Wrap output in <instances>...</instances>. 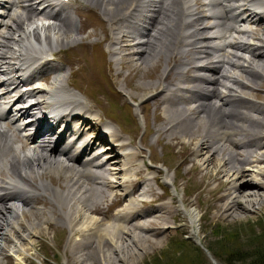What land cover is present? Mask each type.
<instances>
[{"label": "bare ground", "instance_id": "6f19581e", "mask_svg": "<svg viewBox=\"0 0 264 264\" xmlns=\"http://www.w3.org/2000/svg\"><path fill=\"white\" fill-rule=\"evenodd\" d=\"M50 1L0 0V77L5 84L0 92V257L6 243L18 238L29 244L41 225L52 226L50 217L56 209V219L67 224L72 237L68 249L76 264H101L110 253L108 247L113 254L129 252L130 245L139 247L144 241L152 242L149 237L161 236L168 230L167 219L173 220V214L164 203L153 205V200L155 204L158 199L150 189L139 192L138 184L136 189L135 181L126 178V171L136 177L141 172L133 169L138 152L122 153L131 142L120 143L122 137L112 131L107 134L111 146L105 151L98 150L97 144L105 140L101 135L88 136L97 129V124L85 117L91 108L65 89V81L59 79L62 68L48 71L53 67L50 66L36 71L28 80L20 78L43 47L48 46L44 53L53 56L73 25L69 19L48 17L43 12ZM75 1L90 3L106 16L111 26V56H118L121 50L126 51L124 58L134 57L139 66L151 65L153 60L166 63L162 79L154 83L157 89L152 95L165 113L163 126L156 131L188 137L189 156L200 163L203 176L218 180L217 204L212 205L214 216L233 219L235 212L247 213L261 207L264 204V105L246 107L250 100L242 92H250L264 82V13H260L256 0H135L134 4L130 0ZM136 24L144 29L131 37L129 26ZM194 72H203L204 76H192ZM253 72L260 76L258 81L251 77ZM31 81L49 87L28 88ZM22 84L26 85L20 89ZM3 88L15 90V94L8 98V90ZM214 99L218 101L213 102ZM61 108L67 109L64 122L78 110L66 125L71 141L62 148L44 141L37 143L36 130L39 134L48 131L42 130L48 123L45 117L54 121ZM36 113L41 116L33 126L30 117ZM5 122L8 127L3 125ZM27 124L31 125L30 131L24 129ZM170 138L177 139L175 135ZM62 139L63 134L59 140ZM76 143L73 156L70 149ZM88 154L90 160L81 161L80 156ZM103 155H107L104 161ZM39 179H48L59 192L48 189L45 183L35 184ZM143 182L148 181L143 179ZM18 185L27 187V192L32 194L18 196L12 191L20 189ZM102 188L110 190L115 203L122 208L113 218H103L105 221L87 216L101 214L99 204L108 194ZM144 196L154 199H138ZM41 198V202L49 204L46 214L34 207ZM189 219H193L191 214ZM24 252L16 249L15 260L24 259Z\"/></svg>", "mask_w": 264, "mask_h": 264}, {"label": "rangeland", "instance_id": "374dc122", "mask_svg": "<svg viewBox=\"0 0 264 264\" xmlns=\"http://www.w3.org/2000/svg\"><path fill=\"white\" fill-rule=\"evenodd\" d=\"M132 1L130 0V3ZM79 2L77 6H73L75 10L71 9L70 11V21L73 25L67 30L68 34L65 35L64 41L57 45L58 47L54 43L57 48L53 55L54 60L50 64L53 67L48 71L54 68H62L63 71L59 73V79L62 83L63 80L65 81L66 90L68 89L72 94L83 99L91 107L94 114L100 117L102 123H108L109 132L115 131L114 133L122 137L124 144L131 142L122 153L126 155L138 152L139 157L135 159L133 169L138 168L141 172L140 176L136 177L130 171H126V178L135 181L136 189L138 184L139 192L146 190L148 192L150 189L152 196L158 199L155 204L153 200V205L158 206L164 203L171 207L173 214V220L167 219L168 226L170 225L168 230L163 231L161 236L158 238L149 237L152 242L146 243L144 241L140 243L139 247L130 245L132 252L127 251L128 253L117 254L116 251L113 254L112 249L108 247L110 253L107 255L106 261L101 264H143L144 261H148L152 256L167 249V243L172 239L186 241L184 250H196V253H189V255L197 254L200 258L199 264H224L220 259L213 257L208 249L213 248V246L215 249L216 243L223 242L221 239L223 235H227L235 229L239 230L246 224H249L254 233H264V204L257 209L249 210L247 213L235 212L234 220L222 217L217 219L214 216L215 211L212 205L217 204L215 197L219 184L218 180L215 177L203 176L204 171L200 163L196 162L193 156H189L187 145L190 141H188V137H180L178 133H172V135L168 131L161 132L163 130L156 131V129L162 128L165 113L160 108L158 100L152 99V95L153 91L157 89V85L154 83L158 79H162L161 75L163 76L166 63L162 60L155 63L153 60L151 65L139 66V63L134 61V57L124 58L126 51L121 50L118 51V56H111L109 52L111 26L106 21V16L103 17L100 8H95L89 5L90 3ZM123 10L125 8L122 7L121 11L123 12ZM126 10L128 9L126 8ZM244 28L252 29L247 25H244ZM40 43L43 46L47 45L45 42ZM45 48L48 50V46ZM116 59L119 60L116 61ZM233 71L236 72L235 69ZM256 73L253 72L250 75L252 78L256 77L253 79L258 81L260 76ZM192 76L197 75L192 74ZM258 86L250 92L242 91L243 96L248 99L247 101L250 100L251 102L245 104L246 107L258 106L262 108L264 105V82ZM42 87L47 89L49 86L45 84ZM86 90L91 92L93 97L88 96ZM216 101L218 99L213 100V102ZM110 115L112 119L109 118ZM117 125L126 134H121ZM169 135L171 137L175 135L177 139L170 138ZM97 145L100 151H105L108 147L106 142ZM227 147L230 150L229 146ZM119 153L122 155L121 152ZM106 156L103 155L101 160L104 161ZM251 176L250 174L248 179ZM143 179L148 182L144 184ZM35 181L37 185L42 182L48 189L59 192L54 183L51 185L48 179ZM29 187L34 189L32 185ZM22 188L25 187L22 186ZM27 189L26 187L25 190ZM102 189L104 193L106 192L105 195L108 194L99 204L101 214H87V216L107 220L119 212L121 205L115 203V198L110 190ZM14 192L20 197L26 196L21 195L20 192ZM30 194L32 193L30 192ZM145 198L146 200L154 199L151 196L139 197L138 199ZM41 201L42 198L37 200L34 207L37 210H43L46 214L49 211V204ZM139 208L142 207L139 206ZM247 208L249 209V207ZM55 214H58L56 209L50 217L53 225H46L48 228L44 224L41 225L39 227L40 232L34 236L35 238H30L29 244L25 241L21 242L18 238L13 239V243H6L3 252L4 257L3 255L0 257V264H45V262L76 264L68 249L72 237L67 229V224L56 219ZM189 214L193 217L192 222L189 219ZM28 219L32 220V217L29 216ZM23 234L20 232V235ZM144 235L149 234L145 233ZM14 245L18 246V248L16 247L17 250L25 251L24 259L15 260L18 254Z\"/></svg>", "mask_w": 264, "mask_h": 264}, {"label": "trees", "instance_id": "16d2710c", "mask_svg": "<svg viewBox=\"0 0 264 264\" xmlns=\"http://www.w3.org/2000/svg\"><path fill=\"white\" fill-rule=\"evenodd\" d=\"M221 239H223L222 243L215 244L217 249L213 246L208 251L224 264H264L263 232L254 233L249 224H246L239 230L235 229L223 235ZM185 245L186 241L182 239L169 240L167 249L152 256L143 264H199L200 258L197 254L189 255L196 253V250H184ZM45 264L51 263L45 262Z\"/></svg>", "mask_w": 264, "mask_h": 264}]
</instances>
